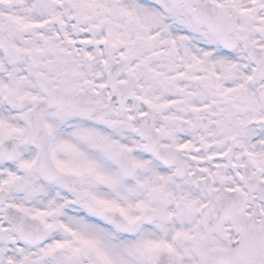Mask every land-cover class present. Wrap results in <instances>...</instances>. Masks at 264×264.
I'll return each instance as SVG.
<instances>
[{
	"label": "snow or ice",
	"instance_id": "snow-or-ice-1",
	"mask_svg": "<svg viewBox=\"0 0 264 264\" xmlns=\"http://www.w3.org/2000/svg\"><path fill=\"white\" fill-rule=\"evenodd\" d=\"M0 264H264V0H0Z\"/></svg>",
	"mask_w": 264,
	"mask_h": 264
}]
</instances>
